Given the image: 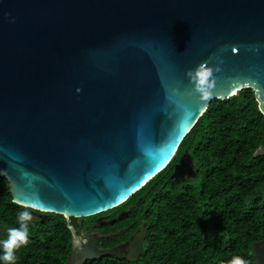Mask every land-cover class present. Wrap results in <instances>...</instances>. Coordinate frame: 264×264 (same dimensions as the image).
Wrapping results in <instances>:
<instances>
[{
    "label": "water",
    "instance_id": "95a60500",
    "mask_svg": "<svg viewBox=\"0 0 264 264\" xmlns=\"http://www.w3.org/2000/svg\"><path fill=\"white\" fill-rule=\"evenodd\" d=\"M206 61L221 68L209 99L186 75ZM242 88L264 114V0H0V174L40 215L119 205L175 157L213 98ZM69 228L65 264L121 255V243ZM253 254L264 264V238Z\"/></svg>",
    "mask_w": 264,
    "mask_h": 264
},
{
    "label": "trees",
    "instance_id": "16d2710c",
    "mask_svg": "<svg viewBox=\"0 0 264 264\" xmlns=\"http://www.w3.org/2000/svg\"><path fill=\"white\" fill-rule=\"evenodd\" d=\"M264 114L251 88L226 99L213 98L181 141L175 157L119 205L86 217L32 213L12 199L0 174V264L8 229L28 211L29 242L14 251L15 264H65L79 219L125 216L103 227L135 236L128 254H105L84 264H228L240 256L256 264L253 243L264 238ZM188 155L186 173L175 164Z\"/></svg>",
    "mask_w": 264,
    "mask_h": 264
},
{
    "label": "clouds",
    "instance_id": "9594fccd",
    "mask_svg": "<svg viewBox=\"0 0 264 264\" xmlns=\"http://www.w3.org/2000/svg\"><path fill=\"white\" fill-rule=\"evenodd\" d=\"M253 51H259L258 47L252 48ZM211 59V58H210ZM219 59V57H217ZM222 63V61H221ZM221 71L219 65L209 66L206 61L199 64L194 70H188L186 75L189 79V83L193 85L192 93L202 95L204 99L211 97V90L216 85V76L214 73ZM79 92L80 89H77ZM19 227H11L8 229L7 239L2 242L4 255L2 259L5 264H15V249L25 246L29 242V228L28 223L32 219V215L28 211H22L17 214ZM228 264H247L240 256H234Z\"/></svg>",
    "mask_w": 264,
    "mask_h": 264
},
{
    "label": "flooded vegetation",
    "instance_id": "af4514ba",
    "mask_svg": "<svg viewBox=\"0 0 264 264\" xmlns=\"http://www.w3.org/2000/svg\"><path fill=\"white\" fill-rule=\"evenodd\" d=\"M184 162H185L184 166H181L178 168V171L181 174L186 173L187 167H189L188 165L186 166V164H189L188 155H186ZM126 213H127V211H121L117 217H119V216L123 217V216H125ZM112 218H116V217L108 218L107 215L99 216L98 218H96V220L94 222L89 224V226H88L89 228H87L88 224L84 223V221L80 220L78 223L81 226L82 231H84V232H95L101 236V241H100L101 247H111L113 245L121 243L120 247L118 248L119 252L121 254H128L130 252V250L132 249L133 243H135V236L134 235H130L126 238L120 239L119 241L113 242V240L118 239L122 235V233H123L122 230L124 228H121V229H119L117 231H113V232H105V231H103V229H104L103 227L106 225V223L102 224V225H98V223L109 221ZM78 228H79V226H78ZM129 244H130L131 249L130 248L128 249Z\"/></svg>",
    "mask_w": 264,
    "mask_h": 264
},
{
    "label": "rangeland",
    "instance_id": "374dc122",
    "mask_svg": "<svg viewBox=\"0 0 264 264\" xmlns=\"http://www.w3.org/2000/svg\"><path fill=\"white\" fill-rule=\"evenodd\" d=\"M35 211H36V210H32L31 212H32V213H36ZM78 221H80V219H79ZM129 248H130V244H129L128 249H129ZM130 249H131V248H130ZM131 250L133 251V249H131ZM127 252H128V251H127Z\"/></svg>",
    "mask_w": 264,
    "mask_h": 264
}]
</instances>
